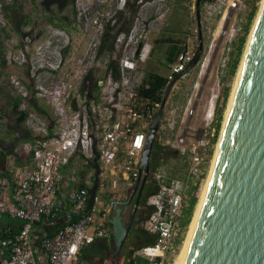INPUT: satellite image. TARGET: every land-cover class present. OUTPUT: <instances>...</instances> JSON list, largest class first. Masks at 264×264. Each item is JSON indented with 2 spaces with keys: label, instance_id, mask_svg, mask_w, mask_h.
<instances>
[{
  "label": "built area",
  "instance_id": "2783aa9c",
  "mask_svg": "<svg viewBox=\"0 0 264 264\" xmlns=\"http://www.w3.org/2000/svg\"><path fill=\"white\" fill-rule=\"evenodd\" d=\"M229 4L236 2L205 0L202 11L213 19ZM99 44L93 45L91 63L80 72L75 88L64 80L49 83L63 58L46 52L41 46L36 47L35 59L29 62V68L36 96L53 108L51 121L29 107V92L20 78L11 79L12 86L22 97L20 110L27 112L23 124L34 134V139L24 146L31 155L33 167L15 168L10 179V194L0 190V218L9 215L21 222L18 234L0 239V245L8 253L3 264H82L85 248L112 238L109 217L119 180L130 183L132 188L140 177L141 157L150 125L161 107L159 102L139 98L137 91L142 83L138 77L139 67L149 59L151 47L147 42H115V49L121 52L119 76L115 78L107 70L108 59L98 56ZM194 56L187 50L177 56L167 76L168 83L188 68ZM20 63H26V59L22 57ZM91 69L97 94L89 93V81L81 93L83 79ZM72 101L76 102V108L71 105ZM210 111L212 122L214 108ZM161 120V126L167 124L174 128V119L166 113ZM215 131L212 127L199 138L180 136L173 144L187 160L188 168L182 179L162 185L148 199L152 212L141 227L154 241L142 247L139 255L150 264L154 261L167 264L174 241L182 235L189 198L187 189L191 184L196 186L206 174L211 152L216 147L212 142ZM76 160L81 161V166L93 160L96 167L81 178ZM65 171L73 184L67 196L72 205V213L68 214L71 222L42 239L40 246H35L33 226L41 217L51 216L57 210L53 199ZM0 184H3L1 180ZM73 215L77 216L74 221ZM41 255L44 261L40 260Z\"/></svg>",
  "mask_w": 264,
  "mask_h": 264
},
{
  "label": "rangeland",
  "instance_id": "374dc122",
  "mask_svg": "<svg viewBox=\"0 0 264 264\" xmlns=\"http://www.w3.org/2000/svg\"><path fill=\"white\" fill-rule=\"evenodd\" d=\"M126 1L123 3V0H74V4L67 7L63 12L54 9L53 13L57 15L55 24L62 25V27H56L48 21L49 14L40 7L39 0L36 2L30 0H0L2 18L0 23L2 60L0 62V72H10V74L0 73V87L6 88L14 94L18 92L11 84L12 77L16 76L32 88L33 95L29 97L30 101L33 97L40 99L35 94L31 72L29 71V62L35 59V49L38 46H41L46 52L54 54V56L63 58L60 69L49 80V83L64 80L73 88L77 87L80 72L91 63L92 59L89 56H91L93 45L100 42L102 32L108 24L111 26L115 24L116 12L125 7ZM254 1L257 11L240 55L238 68L235 74L231 75L230 70L238 51L239 39L243 33L247 14ZM261 1L230 0V3L236 2V4H229L223 13L213 19L207 18L201 8L203 49L199 63L179 78L169 92L162 117L166 113V116L174 119V128L168 127L167 124H164V126L160 124L156 135L160 151L164 157L159 159L154 170L153 179L161 186L170 183L172 180L182 179L188 168L185 157L173 147L176 139L180 136L199 138L210 128L215 127L216 110L221 105L222 92L226 87H229L230 98ZM195 4L196 0L184 2L178 0H151L142 3L129 34H121L116 39V42H147L151 49L153 47H155V50L157 49L145 63L140 65L139 80H142L150 71L164 76L169 74L166 66L169 53L167 51L161 53V48L164 45L157 46L155 44L156 40L160 38L166 36L183 38L184 42H188L186 50L194 54L197 52L199 37ZM4 5L21 7L23 13L27 15L29 25L24 30L28 32V36L23 42H20L19 36L6 20L5 11L3 10ZM22 57L26 59L27 72L22 71L20 68ZM27 90H29L28 87ZM44 101L47 109H52L53 112L52 106L45 99ZM228 101L223 111V121ZM3 105L4 103L1 100V111H3ZM212 107L214 108V114L211 122L210 110ZM4 116L7 117L3 114V119ZM47 120L49 119L47 118ZM5 123V120H3L2 124ZM215 148L204 175L205 178L198 182L201 183L197 192L198 197L208 175ZM75 163L79 169H84L80 160H76ZM86 178L88 179V177ZM193 186L192 184L189 185L188 189ZM133 187L131 189L130 183L119 180V188L116 190L114 202L117 204L115 203V207L119 205L118 209L121 211L120 222L124 228L132 209V202H125L128 201ZM187 230L188 227L187 229L183 228L180 236L182 240L176 248L175 245L178 239L174 241V250L169 257L171 264L177 258ZM114 236L115 239L120 236L119 229L114 232ZM111 240L107 243L111 244ZM133 247L134 245H130V243L124 244L123 253L119 254L115 264H126ZM89 249L93 250H88L85 254L86 257H83L82 254V264H110L115 252L114 248L109 252H102L96 246Z\"/></svg>",
  "mask_w": 264,
  "mask_h": 264
},
{
  "label": "water",
  "instance_id": "95a60500",
  "mask_svg": "<svg viewBox=\"0 0 264 264\" xmlns=\"http://www.w3.org/2000/svg\"><path fill=\"white\" fill-rule=\"evenodd\" d=\"M195 14L198 53L188 68L168 84L161 107L150 125L140 177L127 201L134 200L130 216L110 264H115L135 220L150 175V158L169 92L179 78L199 63L203 49L201 0H196ZM184 264H264V2Z\"/></svg>",
  "mask_w": 264,
  "mask_h": 264
},
{
  "label": "trees",
  "instance_id": "16d2710c",
  "mask_svg": "<svg viewBox=\"0 0 264 264\" xmlns=\"http://www.w3.org/2000/svg\"><path fill=\"white\" fill-rule=\"evenodd\" d=\"M30 1L36 2L37 0H30ZM147 1H151V0H127L125 7L116 12L115 24L113 26L108 24L106 28L104 29V31L102 32V35L100 38V44L98 47V56L108 59L107 70L111 71L112 75L115 78L119 76L118 62L121 57V52H118L115 49L116 39L121 34H125V35L129 34L132 28L134 19L137 17L142 3L147 2ZM178 1L184 2L188 0H178ZM204 2L205 0H201V8ZM73 4H74V0H39L40 7L47 14H49L48 21L56 27H62V25L55 24V19L57 15L53 13L54 9L57 10L58 12H63L67 7ZM3 10L5 11L6 20H8L9 24L12 26L13 31L19 36L20 42H23L24 39L28 36V32H25L24 30V28L29 25V19L27 15L23 13L21 7H17L15 5H4ZM256 11H257V6L254 1L251 9L249 10L247 14L243 33L239 39L238 51H237L236 57L233 61V64L230 70L231 75H234L238 68L240 55L245 46L247 36L250 31V27L255 17ZM61 18H64V17H61ZM182 39L183 38H180V37L166 36L164 38H160L156 40L155 42L157 46L164 45V47L161 48V51H160L161 53L166 52V51L169 53V58L166 64L169 71L171 69V66L175 63L177 56L182 51H186L187 49V45ZM0 42H1V37H0ZM156 50H155V47H153L151 49L150 55L151 54L153 55ZM197 53H198V50L195 53V56ZM195 56L193 58V61L195 59ZM0 58H1V51H0ZM26 66H27V62L20 66L21 70L27 72L28 68H26ZM93 74H94L93 70L91 69L89 70L88 74L84 77L82 85L80 87L81 93H84L87 87L86 81H89V86H88L89 93L97 94V84H96V79L94 78ZM167 76L168 75L164 76V75H160L158 73L152 72V71L148 72L145 75V77L142 79V83L137 89L139 98H142L143 100H150L153 102L162 103V98L164 96L166 87L169 84ZM21 78L24 80L23 77ZM26 85L29 88L28 91L30 93L29 96L27 97L28 104L30 108H33L31 105V101L29 100V97L33 95V90L30 86H28V83H26ZM229 93H230L229 87H226L222 92L221 105L216 110V117H215V130L216 131H215V136L212 140L214 144L217 143L218 138H219V134L221 131V125L223 121V111H224V108L226 107V104L229 98ZM11 99L12 101L8 103L6 111L0 110V125L2 124V121H3L2 115L3 114L8 115L10 118L9 120L12 121L13 128L17 131V134H19L20 138H18L19 139L18 142L17 140H15V141H10L6 143L4 146L6 148L16 147V145L21 144V142H23L22 144H24L26 141H32L34 139V134L31 131L27 130L23 124L25 117L27 116V112L20 110V106L22 103L21 95L18 92H16ZM73 107L74 108L77 107L76 103L74 104ZM157 139L158 137H156V141L154 143L151 158H150V175L143 189L140 203L138 206V210L135 216V220L133 222V225L131 227V230L125 242V245L128 243H130V245H134V247L130 251L131 255L129 256V259L127 260L126 264H150L147 259L139 255V251L142 247L152 244L154 241V238L150 236L141 227V224L142 222L147 220L150 213L152 212V207L147 204L149 197L154 195L158 191V189L161 187V185L158 184L153 179L155 175L154 170L158 164V161L160 158L164 157L162 155V152L160 151ZM15 142H17V144ZM11 152H13V150L9 151L8 154ZM212 153L213 152H211V154ZM21 154L22 156L24 155L23 149L21 151ZM29 156L31 157L30 154ZM82 167L84 169L80 171L81 178L85 176L84 173L93 170L96 167V163L93 162V160H90L89 164L84 165ZM203 178H205V176H203L202 179ZM200 185L201 183H198L196 186H193L187 190L189 198H188L187 208L184 212L183 228L187 229L191 221V218L193 216V212L198 203L197 192L200 189ZM125 203H127V201ZM68 214H70V212H67L66 210L57 209L55 210L53 215L43 216L37 222H35L33 226V231H32V239H33L34 245L40 246L42 239H44L45 237L54 235L58 229L64 227L67 223H70L71 220L68 219ZM76 219H77V216L73 215L72 221ZM111 227H112V230H114V232L118 229L120 230V236L117 239H115V236L112 235L111 244H108L106 241L99 240L98 244H96L98 242L97 241L96 243L92 244L90 247L92 248L93 246H96V248L102 252L104 251L109 252L113 248L115 250L118 244V241L121 237V234L124 230V227L122 226L120 222V218L118 220L117 226L115 227L114 224L111 223ZM35 230L36 231L38 230L39 232L37 233ZM8 236H15V235L12 234ZM8 236H5V237H8ZM180 238L177 240L176 247L178 243H180V241L182 240V238L181 239ZM137 242L139 243L137 244ZM90 247H87L83 250L82 252L83 257H86L85 254L88 252V250H90L89 249ZM123 250L124 248L122 249L121 253H123ZM169 257L167 260V264H171L169 261Z\"/></svg>",
  "mask_w": 264,
  "mask_h": 264
},
{
  "label": "crops",
  "instance_id": "0c3cea01",
  "mask_svg": "<svg viewBox=\"0 0 264 264\" xmlns=\"http://www.w3.org/2000/svg\"><path fill=\"white\" fill-rule=\"evenodd\" d=\"M185 43L187 45L188 42H185ZM0 61H2L1 58H0ZM7 72L1 71L0 73L10 74V72L8 73ZM22 84L27 88L26 83L22 81ZM13 95L14 93L12 91H9V90H6V88L0 87V101L2 100L4 103L3 111L7 110V105L10 101H12L11 98L13 97ZM40 100L42 101L40 102ZM74 101H72L71 103V105L73 106L76 103ZM31 105L33 107L31 109L36 111L42 117L46 119L48 118L49 121L53 119L54 115H53L52 109L50 110L47 109L44 99L33 97L31 99ZM9 119L10 118L8 115L7 117L4 116L3 120H5L6 123L4 125L3 124L0 125V180L3 182V184H0V190H3L10 194V191H11L10 179H11L14 169L18 167L32 168L33 161H32V158L29 156V154L24 149L25 143L29 141H26L24 144H22L23 142H21V144H17V142L19 141L18 138H20V136L19 134L16 133V131H14L15 129L12 126V121H10ZM15 140H17V142H15L17 144V145L15 144L16 147H8V148L4 147L6 143L10 141H15ZM22 149L24 151L23 156L21 154ZM11 150H13V152L8 154V152ZM71 188H72V184L71 182H69L68 174L65 171L63 172L62 179L58 184V190H57L56 196L53 199L54 206H56L57 209L66 210L67 212L72 213V205L67 200V196ZM115 203L116 202L112 203V206H113L111 208L112 210L115 206ZM109 220H110V225H111V214H110ZM20 227H21V222L18 219H15L9 215L2 216L0 218V239L8 235L18 234ZM36 232L38 233L39 231L37 230ZM7 254H8L7 250L0 245V264H3L5 262V260L7 259ZM44 259H45L44 255H41L40 260L44 261Z\"/></svg>",
  "mask_w": 264,
  "mask_h": 264
},
{
  "label": "bare ground",
  "instance_id": "6f19581e",
  "mask_svg": "<svg viewBox=\"0 0 264 264\" xmlns=\"http://www.w3.org/2000/svg\"><path fill=\"white\" fill-rule=\"evenodd\" d=\"M263 2H264V0L261 1L260 9H259V11L257 13L256 18H255L254 25L252 27V31H251V34H250V38L248 40L247 47H246V50L244 52V56H243V58L241 60V63H240V67H239V70H238V73H237L236 81L234 83L233 90L231 92V95H230V98H229V101H228V106L226 108L224 121H222L223 122L222 129L220 131V135H219V138H218V143H217L216 148H215V152H214L211 164H210L208 175H207V177L205 179V183L203 184L204 185L203 188H201V192H200L199 197H198V203H197V205L195 207L192 219H191V221L189 223L188 230L186 232L183 244H182V246L180 248V251H179V253L177 255V258L175 259V262L173 264H184V261H185V258H186V254H187V251H188V247H189V243H190V240H191V237H192V234H193V231H194L197 219H198V215H199V212H200V209H201V205H202V202H203L205 191H206V188H207V185H208V182H209V178H210V175H211V172H212L215 160H216V156H217V153H218V150H219V146H220V143H221L222 135L224 133V129H225V126H226V121L228 119L229 111H230L231 106H232L236 85H237L238 78H239V75H240V72H241V69H242V66H243L245 55L247 53V48H248L249 42L251 40V36H252L253 30L255 28L256 22L258 20V17H259Z\"/></svg>",
  "mask_w": 264,
  "mask_h": 264
},
{
  "label": "flooded vegetation",
  "instance_id": "af4514ba",
  "mask_svg": "<svg viewBox=\"0 0 264 264\" xmlns=\"http://www.w3.org/2000/svg\"><path fill=\"white\" fill-rule=\"evenodd\" d=\"M118 207H119V205H118ZM118 207L114 206L113 211H112V215H111V223H113L115 227L117 226L118 220L121 216V211L118 209ZM112 235H114V230H112ZM98 243H99V241L96 244H98Z\"/></svg>",
  "mask_w": 264,
  "mask_h": 264
}]
</instances>
